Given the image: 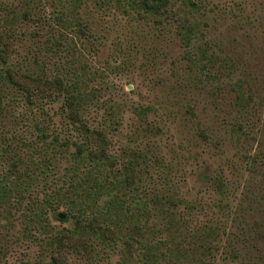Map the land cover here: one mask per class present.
I'll return each mask as SVG.
<instances>
[{"label":"trees","instance_id":"16d2710c","mask_svg":"<svg viewBox=\"0 0 264 264\" xmlns=\"http://www.w3.org/2000/svg\"><path fill=\"white\" fill-rule=\"evenodd\" d=\"M86 1L28 0L16 13L0 2V206L39 247L18 264H264V224L248 226L244 203H230L225 172L202 176L201 196L182 191L189 176L164 151V119L110 76L126 45L118 35L103 52L109 35L94 31ZM99 4L175 20L171 0ZM178 21L190 45L195 31ZM198 60L219 88L229 62L216 50ZM127 111L142 126L124 140Z\"/></svg>","mask_w":264,"mask_h":264},{"label":"rangeland","instance_id":"374dc122","mask_svg":"<svg viewBox=\"0 0 264 264\" xmlns=\"http://www.w3.org/2000/svg\"><path fill=\"white\" fill-rule=\"evenodd\" d=\"M26 1L0 0L11 13L22 9ZM87 1L93 6L88 17L94 31L109 35L103 52L112 53L118 35L126 45L122 66L110 76L125 92L132 91L136 105L152 104L150 119H164V151L189 176L182 191L189 198L201 196L202 176L225 172L233 182L235 196L230 203H244L248 226L263 225L264 0H171L175 20L164 26L154 19L125 17L112 5H98L105 0ZM177 19L192 25L195 35L190 45L181 40ZM190 49L195 56L188 54ZM213 50L229 62L226 75L216 81L217 89H213V76H206L198 60ZM205 63L213 70V61ZM120 100L124 103L126 98ZM244 105L247 114L242 111ZM124 119L120 137L135 138L132 127L142 125L130 111ZM7 213L0 206V264L35 258L39 247L33 235L25 232L20 214L7 219ZM71 262L84 264L77 257Z\"/></svg>","mask_w":264,"mask_h":264}]
</instances>
